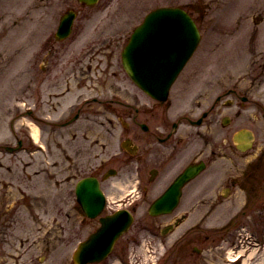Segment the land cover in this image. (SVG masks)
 <instances>
[{"label":"rangeland","instance_id":"1","mask_svg":"<svg viewBox=\"0 0 264 264\" xmlns=\"http://www.w3.org/2000/svg\"><path fill=\"white\" fill-rule=\"evenodd\" d=\"M160 6L186 9L202 31L197 51L171 89L169 104L177 109H189L195 104L199 89L192 77L193 66L208 62L206 75H210L216 68L221 69L219 65H225L223 75L230 78V83L241 78L243 86H250L242 91L248 94L250 102L243 104L236 98L231 109H246L245 122L255 126L264 137V0H99L93 6L78 0H0V145L16 146L20 140L25 143L35 140L33 126L39 130L40 143L35 152L18 151L10 156V152L0 150V264H75L73 252L78 243L100 226L98 217L89 218L82 212L75 185L97 169L96 172L103 173L107 166L115 164L106 160L120 151L121 120L111 109H103L97 120L82 117L70 126L59 123L70 118L74 105L87 97L96 96L93 105L120 109L127 108L133 98L140 105L153 102L139 87L134 88L132 95L121 51L145 15ZM68 9L77 12L73 32L65 40L57 39L54 32ZM49 15L54 21L52 27L51 22L48 24ZM48 38L56 45L50 55V43L41 46ZM110 42L121 65L119 71L113 69L116 77L109 76L106 81V77L82 80L84 86L78 89L76 84L83 71L80 64L85 65L93 57V62L103 61L104 66L109 53L107 49L101 53L90 48ZM93 52L98 53L93 56ZM43 56L51 66L42 62ZM75 58H80L79 70L76 64L71 65ZM37 65L41 69L43 65L50 67V72L43 74L41 70L38 74ZM72 70L77 72L74 77V73H69ZM253 74L258 79L255 88ZM37 76L45 77V96L39 114L48 120L40 123L27 112L34 104ZM112 94L118 102L112 99ZM201 99L206 106L213 97ZM243 121L241 117L238 125H244ZM115 165L118 173L103 185L115 195L103 214L110 212L111 206L118 207L113 200L132 187L127 186V170L117 166L118 163ZM136 214L142 220L148 213L138 210ZM146 227L137 223L122 234L107 263L123 264L121 255L125 250L126 254H132L134 264H150L171 249L186 228L180 226L173 231L165 248V242L151 236ZM148 239L154 241V251L148 249ZM193 240L186 244L188 256L183 257L186 262L198 256L193 251L198 243ZM210 244L211 241L199 244L203 248L198 256L201 264H223L224 252L215 259L209 251ZM250 251L246 264H264V248Z\"/></svg>","mask_w":264,"mask_h":264},{"label":"flooded vegetation","instance_id":"2","mask_svg":"<svg viewBox=\"0 0 264 264\" xmlns=\"http://www.w3.org/2000/svg\"><path fill=\"white\" fill-rule=\"evenodd\" d=\"M49 17L51 19L49 18L48 24L51 22L52 27L54 21L52 15ZM47 40L41 46L50 43V55L56 45L55 41H50L49 38ZM97 46L90 49L101 53L109 50V53L104 52L108 53L104 58L105 65L102 66L103 61L93 62V57L85 65L80 64L83 71L80 82L76 84L78 89L84 86L82 80L106 77V81L109 76L116 77L113 69L119 71L121 67L118 52L111 42ZM98 52L91 54L96 56ZM79 60L80 58H75V63H71L72 66L76 64L77 70ZM43 61L50 65L47 57L43 56ZM46 65L42 69L37 65V73L41 70L43 74L50 72V67ZM208 65L206 62L191 68L199 91L195 94L198 99L189 109H177L169 104L171 90L168 99L160 101L140 89L153 102L143 104L140 101V105L133 98L127 108L120 109L113 105H93L91 102L97 101L96 96L87 97L74 105L75 111L70 118L59 123L60 126H70L82 117L97 120L103 114V109H111L121 120L120 151L109 156L106 161L118 163L117 166L125 168L128 174L127 186L132 187L113 200L118 207L111 206L112 210L102 215L120 208L129 209L135 218L132 228L137 223L145 224L151 236L165 242V248L169 246L168 236L180 226H186L185 234L180 235L178 242L150 264H201L198 256H201L203 248L199 244L206 241H211L209 251L215 259L219 257L218 253L224 252L223 264H246L249 250L262 251L264 248V137L257 132L255 126L247 125L248 117L243 113L246 109H231L236 98H240L243 104L250 102L248 94L242 93L250 86H243L241 78L230 83V78L223 75L226 73L225 65H219L221 69L216 68L214 74L206 75ZM91 72L94 74L91 75ZM69 73H74L73 77L77 74L75 70ZM244 78L246 79L245 76ZM251 80L255 88L258 79L253 74ZM44 81L45 77L42 79L37 76L34 83V104L27 109L36 123L48 121L39 114L45 96ZM131 84L133 95L137 86L132 81ZM201 97H213V100H208L207 105L203 106ZM112 99L119 101L113 94ZM241 117L243 123L246 121L244 125H238ZM10 124L13 126V119ZM241 130L250 134V138L242 141L235 139V135ZM27 143L20 140L16 146L6 144L1 147L5 150L18 148L17 151L35 152L40 146L37 140ZM240 144L244 147L240 148ZM115 164L107 166L103 173L96 172L99 170L97 169L87 175L98 180L107 196L106 208L110 207V198L115 194H111L103 185L118 173ZM112 173L116 174L109 176ZM77 202L83 209L81 203ZM152 208L171 210L152 215L149 212ZM138 210H147V217L138 219ZM192 238L198 243L193 248L198 256L186 262L183 260V257L188 256L186 244ZM125 246L124 244V249ZM154 246V241L148 239V249L154 251ZM124 251L121 257L124 259L129 256L130 263L134 264L132 254Z\"/></svg>","mask_w":264,"mask_h":264},{"label":"water","instance_id":"3","mask_svg":"<svg viewBox=\"0 0 264 264\" xmlns=\"http://www.w3.org/2000/svg\"><path fill=\"white\" fill-rule=\"evenodd\" d=\"M93 4L97 0H81ZM74 13L63 16L58 37L69 35ZM200 32L191 15L181 7H159L152 10L132 33L122 53L123 65L130 77L153 97L165 100L169 89L195 51ZM241 130L235 139L250 138ZM240 148L244 145L240 144ZM78 200L90 217L97 216L104 206L102 192L95 178H85L77 184ZM162 201V200H160ZM161 204V202H160ZM170 209H150L153 215ZM101 226L79 243L73 260L75 264L98 262L114 248L115 242L133 222L129 210L121 209L101 217Z\"/></svg>","mask_w":264,"mask_h":264},{"label":"bare ground","instance_id":"4","mask_svg":"<svg viewBox=\"0 0 264 264\" xmlns=\"http://www.w3.org/2000/svg\"><path fill=\"white\" fill-rule=\"evenodd\" d=\"M32 135L34 136L35 139L39 138V130L36 126H33L32 128Z\"/></svg>","mask_w":264,"mask_h":264}]
</instances>
